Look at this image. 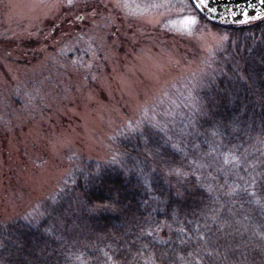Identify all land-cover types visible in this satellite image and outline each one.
Masks as SVG:
<instances>
[{"label": "trees", "instance_id": "obj_1", "mask_svg": "<svg viewBox=\"0 0 264 264\" xmlns=\"http://www.w3.org/2000/svg\"><path fill=\"white\" fill-rule=\"evenodd\" d=\"M211 23L227 39L186 132L142 123L116 160H81L37 215L0 222V264H264V16Z\"/></svg>", "mask_w": 264, "mask_h": 264}, {"label": "rangeland", "instance_id": "obj_2", "mask_svg": "<svg viewBox=\"0 0 264 264\" xmlns=\"http://www.w3.org/2000/svg\"><path fill=\"white\" fill-rule=\"evenodd\" d=\"M226 39L163 1L0 0V222L37 215L81 160H116L119 134L186 132Z\"/></svg>", "mask_w": 264, "mask_h": 264}, {"label": "water", "instance_id": "obj_3", "mask_svg": "<svg viewBox=\"0 0 264 264\" xmlns=\"http://www.w3.org/2000/svg\"><path fill=\"white\" fill-rule=\"evenodd\" d=\"M204 16L219 24H238L264 16V0H192Z\"/></svg>", "mask_w": 264, "mask_h": 264}, {"label": "snow or ice", "instance_id": "obj_4", "mask_svg": "<svg viewBox=\"0 0 264 264\" xmlns=\"http://www.w3.org/2000/svg\"><path fill=\"white\" fill-rule=\"evenodd\" d=\"M201 3H203V0H201ZM195 22L196 21H195V18L194 17H190L186 21L187 24H194Z\"/></svg>", "mask_w": 264, "mask_h": 264}]
</instances>
